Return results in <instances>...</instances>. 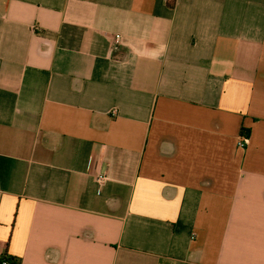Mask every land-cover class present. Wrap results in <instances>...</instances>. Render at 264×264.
<instances>
[{"label": "crops", "instance_id": "1", "mask_svg": "<svg viewBox=\"0 0 264 264\" xmlns=\"http://www.w3.org/2000/svg\"><path fill=\"white\" fill-rule=\"evenodd\" d=\"M0 254L264 264V0H0Z\"/></svg>", "mask_w": 264, "mask_h": 264}, {"label": "built area", "instance_id": "2", "mask_svg": "<svg viewBox=\"0 0 264 264\" xmlns=\"http://www.w3.org/2000/svg\"><path fill=\"white\" fill-rule=\"evenodd\" d=\"M113 43L115 45H118L121 43L120 41V37L119 36H115ZM249 144V137L247 135H245L244 133H241L239 137H237V141H236V146L239 149H245L246 146ZM95 184L96 187L98 189V191L103 187L105 181L107 180V178L105 177V175L103 174H97L95 176ZM0 264H11V262L8 260L7 257L3 256L2 254H0Z\"/></svg>", "mask_w": 264, "mask_h": 264}, {"label": "trees", "instance_id": "3", "mask_svg": "<svg viewBox=\"0 0 264 264\" xmlns=\"http://www.w3.org/2000/svg\"><path fill=\"white\" fill-rule=\"evenodd\" d=\"M8 260L11 262V264H19V262L15 259H8Z\"/></svg>", "mask_w": 264, "mask_h": 264}]
</instances>
